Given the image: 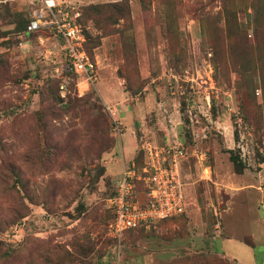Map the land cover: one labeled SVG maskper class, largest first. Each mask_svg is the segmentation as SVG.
<instances>
[{"label": "rangeland", "instance_id": "rangeland-1", "mask_svg": "<svg viewBox=\"0 0 264 264\" xmlns=\"http://www.w3.org/2000/svg\"><path fill=\"white\" fill-rule=\"evenodd\" d=\"M70 1L88 86L53 36L16 30L27 0H0V264H264V0ZM145 142L186 151L187 210L119 251L106 200Z\"/></svg>", "mask_w": 264, "mask_h": 264}, {"label": "built area", "instance_id": "built-area-1", "mask_svg": "<svg viewBox=\"0 0 264 264\" xmlns=\"http://www.w3.org/2000/svg\"><path fill=\"white\" fill-rule=\"evenodd\" d=\"M27 1L32 8L27 34H47V37L41 36V43L44 38L50 39L53 36L60 43L74 73L81 79L79 83L83 81L87 86L94 83L97 68L85 50V36L77 21L81 14L76 4L70 0ZM108 110L113 114L111 107ZM238 123L244 129L241 118ZM112 134L122 145L124 132L118 120L113 122ZM241 149L246 158V150L243 146ZM140 150L144 152L145 167L141 171L135 160H123L115 190L106 200L107 208L113 216L109 232L116 240L119 251L128 232L181 216L187 210L185 184L178 170L180 161L186 156L184 148L171 143L157 145L145 142ZM262 153L264 158V148ZM261 166L264 169V161ZM138 181H143L146 187L147 200L144 203L135 196Z\"/></svg>", "mask_w": 264, "mask_h": 264}, {"label": "trees", "instance_id": "trees-1", "mask_svg": "<svg viewBox=\"0 0 264 264\" xmlns=\"http://www.w3.org/2000/svg\"><path fill=\"white\" fill-rule=\"evenodd\" d=\"M122 5H124V6H126L125 4H122ZM126 8H127V6H126ZM81 17H82V12H81V16H80V18H78V23H80V19H81ZM126 16L124 15L123 16V18L122 19H124ZM30 19L31 18H28V19H26V20H24V21H18V22H16L15 23V25H16V30L17 31H19V32H24L25 34H27V27H28V25H29V23H30ZM112 19V21H114V18H111ZM84 33V32H83ZM85 50H86V52H87V49H86V37H85ZM87 54H88V52H87ZM89 56V55H88ZM90 57V56H89ZM91 58V57H90ZM65 67H66V69H67V71L68 72H70V73H73V74H75L74 73V70L72 69V67L69 65V62H68V59H67V57H65ZM63 98H65V96H62ZM75 104H76V102H75ZM76 107H78V106H76V105H74V109L76 108ZM106 126H107V124H106ZM105 130V125H104V129L102 128H100V126H99V122H97L96 121V123H95V125H94V131H95V134L96 135H98V134H101V133H103V131ZM106 131H107V127H106ZM117 142V141H116ZM44 145H45V147H50L51 146V142H50V139L49 138H45V143H44ZM100 145H103L102 143L100 144ZM57 146H59V145H56L55 147H57ZM104 147H101V148H99L100 150H102V153H104V152H107L106 150L107 149H110L111 147H112V144H111V142H109V140H107L106 139V143L103 145ZM36 147H39V145H36ZM57 149V148H56ZM59 152L60 153H62V151H57V150H55V154H54V156H56V157H58L59 156ZM46 156V161L48 160V159H50V157L52 156V154H50V155H45ZM231 161L236 165V166H238L239 168H244L243 167V165L241 164V162H239V160L237 159V158H235V157H231ZM49 163H51V162H49ZM137 163V167H138V169L139 170H141L142 171V169L145 167V162H143V163H138V162H136ZM110 195H112V194H110ZM135 196H136V199H139V201L141 202V203H144L146 200H147V198H146V187H145V184H144V182L143 181H138L137 182V187H136V194H135ZM184 215V214H183ZM183 215H181V216H183ZM25 217V215H23V214H17V217L12 221V224H17L18 222H19V220H21V219H23ZM178 217H180V216H178ZM178 217H174V218H170V219H167V220H171V219H175V218H178ZM113 219V216L111 215V220ZM164 221H166V220H164ZM142 227H140V228H138V229H136V230H139V229H141ZM245 242V241H244ZM248 245H250L251 247H253V248H256L255 247V245L254 244H251V243H249V242H246ZM102 264H104V263H102Z\"/></svg>", "mask_w": 264, "mask_h": 264}, {"label": "crops", "instance_id": "crops-1", "mask_svg": "<svg viewBox=\"0 0 264 264\" xmlns=\"http://www.w3.org/2000/svg\"><path fill=\"white\" fill-rule=\"evenodd\" d=\"M124 136V135H123ZM136 148V145H135V140H134V149ZM130 161H132V160H130ZM120 177V175H118L117 176V178H116V181L118 180V178Z\"/></svg>", "mask_w": 264, "mask_h": 264}, {"label": "bare ground", "instance_id": "bare-ground-1", "mask_svg": "<svg viewBox=\"0 0 264 264\" xmlns=\"http://www.w3.org/2000/svg\"><path fill=\"white\" fill-rule=\"evenodd\" d=\"M83 86H84V84H83Z\"/></svg>", "mask_w": 264, "mask_h": 264}]
</instances>
